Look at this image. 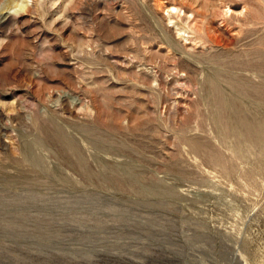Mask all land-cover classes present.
I'll return each mask as SVG.
<instances>
[{"label":"rangeland","instance_id":"obj_1","mask_svg":"<svg viewBox=\"0 0 264 264\" xmlns=\"http://www.w3.org/2000/svg\"><path fill=\"white\" fill-rule=\"evenodd\" d=\"M0 264H264V0H0Z\"/></svg>","mask_w":264,"mask_h":264},{"label":"bare ground","instance_id":"obj_2","mask_svg":"<svg viewBox=\"0 0 264 264\" xmlns=\"http://www.w3.org/2000/svg\"><path fill=\"white\" fill-rule=\"evenodd\" d=\"M229 10V9H228Z\"/></svg>","mask_w":264,"mask_h":264}]
</instances>
